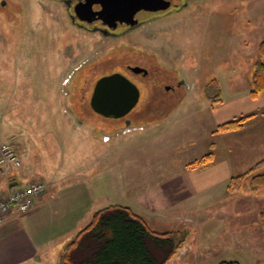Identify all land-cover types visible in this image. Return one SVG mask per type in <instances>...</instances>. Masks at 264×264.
Returning <instances> with one entry per match:
<instances>
[{
  "label": "rangeland",
  "instance_id": "1",
  "mask_svg": "<svg viewBox=\"0 0 264 264\" xmlns=\"http://www.w3.org/2000/svg\"><path fill=\"white\" fill-rule=\"evenodd\" d=\"M5 1L7 6L0 8V145L9 144L21 165L13 170L16 179L8 180L9 175L4 178L6 175L0 173V197L7 193L9 183L21 185L33 172L43 177L48 172L51 179L53 172L59 180L61 198L70 196L73 182L88 186L93 180L98 196L114 200L103 202L104 207L131 204L134 184H142L147 176L164 175L165 168L172 172L178 165L204 155L210 140L207 133L215 120L211 119L212 109L203 92L212 80H218L220 99L226 102L218 117L229 112L228 85L244 77V67L252 55L254 65L264 35V0H203L199 5L190 2L191 6L175 17L133 31L128 37L132 46H117L100 35L74 28L61 3ZM127 64L140 65L149 72L145 78L128 74L138 86V103L122 119L95 114L89 100L96 81L112 73H124ZM177 106L181 108L178 115L164 124L169 111ZM126 121L145 130L121 135ZM153 136L157 137L155 143L150 138ZM144 139L151 140L141 144ZM111 147L108 169L104 151ZM142 147L148 153L132 157ZM126 151L128 159L119 160L118 155ZM248 177L243 179L242 187H250ZM239 205L253 204L242 200ZM86 208L92 209V204L85 202L73 210L60 206L56 212L64 217L58 222L49 220L51 216L28 221L24 216L22 223H2L0 251L13 247L19 239L33 238V233L37 243L54 238L76 223L75 216ZM189 219L185 226L192 228L196 246L207 242L216 245L217 234L232 226L231 222H215L216 216L205 221V215L193 214ZM209 221L213 223L204 224ZM185 226L190 235V228ZM62 245L56 242L49 246L54 258L46 254V264L58 263L54 252L58 246L62 251ZM222 252L213 254L212 261L205 264L236 260L248 264L249 258L243 253ZM261 252L254 255L251 264L264 261ZM3 255L0 264H16L8 253Z\"/></svg>",
  "mask_w": 264,
  "mask_h": 264
},
{
  "label": "crops",
  "instance_id": "2",
  "mask_svg": "<svg viewBox=\"0 0 264 264\" xmlns=\"http://www.w3.org/2000/svg\"><path fill=\"white\" fill-rule=\"evenodd\" d=\"M263 38H261V40ZM261 40L259 42H261ZM253 58L254 55L249 58L244 67V77L237 80L236 78L238 76H235L236 82H231L228 85L230 96L227 98H229L230 104L226 108V111L229 109V112H224L222 117H218L220 112L224 109L222 108L221 110V106L226 102L220 99L219 103L214 104L210 99L205 97L212 109L211 119L215 120L212 130L207 133L208 136H210V140H207V148L206 146L204 147V155L208 153L212 154V163L207 167L197 170H187L185 168L190 162L180 166L178 165L172 172H169V169L165 168L164 175L156 177H153L154 175L147 176L144 178L145 180L153 181L145 182V180H142V184H134L132 187V191L135 195L134 198L131 199L132 203H127V206L136 214L143 217L151 229L162 228L163 231L160 232H166L184 228V226L187 225L185 223L188 222V220L191 221L189 218H191L193 214L205 215V219H202L205 221H207L209 216H216L215 222L221 224L231 222L232 224L231 229L225 230L224 233H221V230L217 234L215 238L216 245L207 242L201 246L194 245L195 236H191L193 235L192 228L190 226H185L189 227L191 230L190 235L188 233L189 239L186 241V244L180 248L169 264L210 263L212 261L211 256L223 250V254L225 252L229 254L232 252L243 253L249 258L248 264H251V259L254 258V255L257 256L260 254V251L264 254V228L261 227L258 220L261 211L264 209V188L251 189L247 185H244V187H240L241 190H238L237 193H229L226 189L228 185L227 181H229L230 178L242 175L258 162L264 161V92L259 94L255 99H252L250 96ZM219 84L218 82V85ZM237 88H240V90L238 91ZM191 107H193V105ZM180 109V106H177L169 111V115H167L168 118L164 121V124H167L171 117L178 115ZM241 116H250L243 129L224 134L214 133L219 125ZM68 124L72 125L70 120H68ZM144 130L143 128L141 131ZM156 130H158V128H156ZM141 131L136 130L133 132ZM116 134L119 133L116 132ZM128 134L129 133L125 135ZM121 135L123 134L121 133ZM150 138L154 143L157 141V137L155 136ZM151 139H144L141 144ZM112 152V147L104 151V158L106 159L105 162L108 169H110L109 164L112 160L110 159L107 161V159L111 157ZM175 152L177 151H174V153ZM146 153L148 152L142 147L135 150L132 157L138 158L139 155L143 156L146 155ZM119 155L118 159L121 161L129 157L128 151H126L125 154L121 152ZM156 157H160V155ZM100 161H102V159H100ZM95 163H97V161ZM92 167H94L93 164ZM260 172H264V167L260 171L253 172L252 174ZM10 174L14 176V172ZM36 174L37 173L33 172V175L30 179L25 181V183L42 181L47 186L46 192L44 195L36 198L37 202L34 204V208L36 209L34 211L33 208L29 213L19 218L13 217L7 219V224L11 220H20L19 223H22V217L24 216H26V221L29 219H37L38 217L41 219L42 217L47 218L51 216L48 218L49 220L58 222L64 217L61 213L56 212V209L60 206L65 209L73 210L76 209L78 205L89 202V205L92 204V209L88 210L86 208L84 211H81L80 216H75V218L78 219L77 222L70 225L68 229H64L63 232L61 231L54 238H49L43 243H37L34 241L35 237L33 233V238L19 239L18 243L16 242L13 247H6L0 251L1 257L4 256L3 254L8 253L12 261L16 264H46V254L50 253V257L54 258L49 250L50 245L56 242H62L64 245H62L61 250H63V247L68 243L67 240L73 236L72 234L76 232V235L80 231H77V229L80 228L79 226L87 220H90L89 218H91L95 211L104 208L105 205H102L103 202L110 204L114 201H111L110 197L103 196L101 198V196H98L97 191H95L97 189L96 184L93 180L89 181L88 186L81 185L78 181L73 182V190L70 196L61 198V193L59 191L60 187L58 186L59 180L55 177L53 172L50 173L51 179H49L48 172L46 173V177ZM116 174H118L117 171ZM109 176L110 175H108L107 178H109ZM121 180L123 182V177ZM124 186L128 188L127 185L124 184ZM242 191L249 193L248 196L243 195V193L241 194ZM242 200L251 202L253 205L242 207L239 205ZM121 205L125 206L124 204ZM230 215L232 218L227 221ZM207 223L213 222L209 221L204 224ZM60 252L62 251H59V246L56 247L54 254L56 253L58 258L61 254ZM262 257L264 258V256ZM233 262L242 264L241 260ZM259 262L264 264V261ZM253 264H255L254 261Z\"/></svg>",
  "mask_w": 264,
  "mask_h": 264
},
{
  "label": "trees",
  "instance_id": "3",
  "mask_svg": "<svg viewBox=\"0 0 264 264\" xmlns=\"http://www.w3.org/2000/svg\"><path fill=\"white\" fill-rule=\"evenodd\" d=\"M250 81V96L255 99L264 92V38L257 46ZM204 94L212 103H219L220 88L216 79L206 86ZM249 118L241 116L223 123L214 133L239 131ZM212 160V154L208 153L188 163L185 168L201 169L209 166ZM263 167L264 161H261L244 174L233 177L227 191L234 193L240 189L243 179L248 176L252 189L263 188L264 172L252 174ZM260 219L264 228V209ZM188 233L184 228L155 232L130 207L109 205L92 214L89 222L63 247L57 264H168L186 242Z\"/></svg>",
  "mask_w": 264,
  "mask_h": 264
},
{
  "label": "flooded vegetation",
  "instance_id": "4",
  "mask_svg": "<svg viewBox=\"0 0 264 264\" xmlns=\"http://www.w3.org/2000/svg\"><path fill=\"white\" fill-rule=\"evenodd\" d=\"M51 1L62 4L64 9L67 11L66 14L70 24L79 31L100 35L107 40H111L117 46L119 45L132 46L128 37L133 31H137L143 28L144 26L149 25L158 20H165L166 18L171 16L175 17L176 14H179L184 10H186L187 8H189L191 6L190 2H192L194 5H199L200 4L199 2L203 0H167L169 4L168 7H166L165 9L159 8L158 10L156 9L157 0H148V2L145 3V6L149 9L147 10L139 9L131 14L126 10H122L123 8L130 10L131 6L129 7L130 5L129 3L128 6L121 8L118 7L115 12H113L108 16L104 15L102 17H96V15L91 14L88 15L86 19L83 15H81L83 17V19H81L76 12L77 9H79L78 7L85 4L87 0H51ZM5 3L6 5H4ZM7 3H8L7 1L1 0L0 8L7 6ZM123 12H125L126 14ZM134 67H139L143 69V67L140 65L127 64L124 67L125 68L124 73H120V74L124 75L132 83L135 84V82H133L128 77V74H133L135 77L141 76L145 78L149 74V72L147 71L146 74L144 73L136 74L131 70ZM167 89L170 88L168 87Z\"/></svg>",
  "mask_w": 264,
  "mask_h": 264
},
{
  "label": "water",
  "instance_id": "5",
  "mask_svg": "<svg viewBox=\"0 0 264 264\" xmlns=\"http://www.w3.org/2000/svg\"><path fill=\"white\" fill-rule=\"evenodd\" d=\"M148 0H87L85 4L78 7L77 15L86 19L88 15H96V17L108 16L115 12L118 7L128 6L130 14L139 9H149L145 6ZM167 0H157L156 9H165L168 7ZM153 9V8H151ZM121 10V12H122ZM155 10V8H154ZM125 13V12H123ZM126 14V13H125ZM134 73H144L147 71L139 67L131 69ZM139 89L128 78L120 73H113L99 78L93 88L89 105L92 111L104 118L120 119L125 117L138 103ZM129 125V121L125 122ZM16 186V183H10L9 188Z\"/></svg>",
  "mask_w": 264,
  "mask_h": 264
},
{
  "label": "built area",
  "instance_id": "6",
  "mask_svg": "<svg viewBox=\"0 0 264 264\" xmlns=\"http://www.w3.org/2000/svg\"><path fill=\"white\" fill-rule=\"evenodd\" d=\"M20 162L14 151L8 145H0V168L7 174L13 168H18ZM46 186L42 181L13 187L0 198V224L11 217H18L29 212L36 198L45 192Z\"/></svg>",
  "mask_w": 264,
  "mask_h": 264
}]
</instances>
